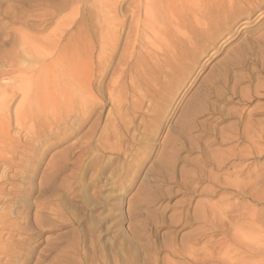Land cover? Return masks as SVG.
I'll return each mask as SVG.
<instances>
[{
    "label": "rangeland",
    "instance_id": "obj_1",
    "mask_svg": "<svg viewBox=\"0 0 264 264\" xmlns=\"http://www.w3.org/2000/svg\"><path fill=\"white\" fill-rule=\"evenodd\" d=\"M202 1L0 0V55L15 50L18 59L10 66L0 61L6 72L0 94L8 90L6 99L0 97V121L15 141L0 143V264H190L205 251L214 256L198 264H264V1L196 38ZM186 9L191 16H184ZM88 32L108 44L105 77L92 81L98 110L74 137L59 141L55 136L67 129L60 124L47 130L53 137L34 142L31 128L38 127L29 114L20 127L13 118L23 91L25 106L38 102L34 94L43 80L34 74L60 70L40 55L53 49L51 39L58 40L56 50L68 35L82 47ZM43 39L51 44L42 45ZM92 55L97 59L98 47ZM182 121L191 125L189 135ZM240 130L249 136L245 141L225 140ZM240 148L249 171L236 181L235 168L229 178L209 165ZM165 152H174L168 166L161 163ZM257 170L262 185L255 182ZM215 176L241 181L248 192L240 196L231 184L222 185L228 193L220 192ZM212 205L215 212L207 210ZM201 217L219 225L229 217L221 221L227 232Z\"/></svg>",
    "mask_w": 264,
    "mask_h": 264
},
{
    "label": "bare ground",
    "instance_id": "obj_2",
    "mask_svg": "<svg viewBox=\"0 0 264 264\" xmlns=\"http://www.w3.org/2000/svg\"><path fill=\"white\" fill-rule=\"evenodd\" d=\"M203 1H205V4H203V8L200 10L201 11V14L199 13L200 11H195L196 13L195 14H198V15H202V21H200L198 18H195V24L194 25H197V30L195 31L194 29V31H193V33L195 34L194 36L196 37V38H198V36H202V34H205V35H211V34H208V32H207V27H210V26H212V25H218L219 23H221V22H225V21H227V20H230V18H232V17H234V16H236V15H238L239 13H241V9L242 10H244V11H247V12H251V11H253L256 7H258V5L262 2V1H264V0H203ZM202 1V2H203ZM245 4V5H244ZM244 5V8H242V6ZM190 6V5H189ZM246 6V7H245ZM147 11V10H146ZM148 12V11H147ZM146 13V12H145ZM193 15H195L193 12H191ZM250 14V13H249ZM187 15H190V11H188L187 9L184 11V16H187ZM191 16V15H190ZM247 16V15H246ZM104 17V16H103ZM189 19V18H188ZM188 19H185V20H188ZM190 19H192V17L190 18ZM178 20V19H177ZM179 21V25H180V21L181 20H178ZM200 21V22H199ZM232 21V20H231ZM246 21H247V19H246ZM184 22V21H183ZM192 22V21H191ZM244 23H245V20L243 21ZM194 23V22H193ZM100 24V23H99ZM98 24V25H99ZM103 24H105V26H106V28H109V27H111L110 25L112 24V22H111V20H110V18H106L105 19V22L103 21ZM115 24V23H114ZM113 24V25H114ZM190 24V23H189ZM222 24V23H221ZM183 25V24H182ZM190 26V25H189ZM189 26L187 27L188 28V30H189ZM202 27V28H201ZM105 28V27H104ZM190 28H191V26H190ZM213 28V27H212ZM91 29V28H90ZM192 29V28H191ZM190 29V30H191ZM199 29V30H198ZM101 30V29H100ZM89 31V30H88ZM98 33V32H97ZM192 33V32H191ZM211 33V32H210ZM88 34H90V35H88V38H85L84 36V40H83V45H82V47L81 46H79V44L78 43H71L72 41V38H71V36L69 37V35H68V37L66 38H64V40H65V42L63 43V46H61L62 45V43H61V45H60V48H59V46H57L58 47V49L56 48V50L54 49V46L55 45H57L56 43L58 42V40L56 39V43L54 42V40H52L51 39V42L52 43H54L55 45H51V47L53 48L51 51H48V49H47V53H43L42 55H40L41 57H40V59H41V61H43V63H46L47 61H51L53 64H54V66H55V64L58 66V68H60V70H59V72L58 73H56V72H51V71H49L50 69L48 68V71H46V69H44L43 70V73H44V71H45V73L44 74H42V72H37V73H35L34 74V79H40V80H43V82H42V84L38 87V88H40L39 90H36V94H34V98L35 99H37L38 100V102H36V104H32V103H28L27 104V106H25V104H26V99H27V96H28V91H23V94L20 92V91H22V88H20L19 90V92L22 94V97L21 98H24L25 100L22 102L21 101V103H19V106L18 107H16V109H15V111H14V118H13V120L14 121H16L15 123L16 124H18L19 125V127H20V125H22L23 123H22V117L25 115V113H27V114H29V117H30V120H31V122H33V123H35L36 125H37V129H36V131L34 130H32V128H31V132L33 133V135H32V133H31V136L35 139H33L34 140V142L36 141V142H40L39 140L41 139V138H45L46 139V137H50V135L52 134V133H49L47 130L51 127V126H53L54 128H58V126H60V124L61 125H63V126H67V129H66V131L64 130V133H61L60 135H58L57 133V136H55L57 139H59V141H62V140H65V139H68V138H72V137H74L75 135H77V133L79 132V130L82 128V126L86 123V121H88L92 116H93V114L98 110L97 109V105H96V101H95V99H94V97H93V89H92V81H93V79H97V78H100V77H103L104 76V66H103V64H104V61L105 60H103V50H104V48H106L107 46H108V44H107V42L105 41V40H102V39H99V40H96L95 41V37H93V33H89L88 32ZM60 36V35H59ZM51 37V36H50ZM191 37V36H190ZM194 38V37H193ZM192 38V39H193ZM44 40V39H43ZM61 40V39H60ZM190 39H188V41H189ZM4 41V40H3ZM7 41V40H6ZM1 42V41H0ZM25 42V41H24ZM51 42L50 41H48V43H47V40L45 39L44 41H43V43H41L42 45H45L44 43H47V44H51ZM60 42V41H59ZM113 42V41H112ZM190 42V41H189ZM188 42V43H189ZM85 43V44H84ZM184 43V42H183ZM194 43V42H193ZM27 44V43H26ZM6 45H7V43H6ZM86 45L90 48V50H88L89 48H87L86 47ZM49 46V45H48ZM110 46V45H109ZM113 46V45H112ZM189 46H190V44H189ZM14 47V46H13ZM26 47V46H25ZM96 47H98V50H99V55L97 56V59H95V58H93V55H92V50H94V48H96ZM114 47V46H113ZM112 47V48H113ZM16 48V47H15ZM112 48H110V49H112ZM14 49V48H13ZM51 49V48H50ZM194 49V48H193ZM113 50V49H112ZM110 51V50H109ZM14 52V53H13ZM12 53H8L9 55H5V54H1L0 55V61H4L5 62V64L7 63V65L8 66H10L11 65V63L13 62V58H16V56H15V50L13 51ZM180 52H182V51H180ZM179 53V52H178ZM7 54V53H6ZM12 54H14V55H12ZM180 54V53H179ZM106 56H108V55H106ZM105 56V57H106ZM239 56V55H238ZM104 57V58H105ZM109 57V56H108ZM108 57H107V59H108ZM230 57V56H229ZM17 59V58H16ZM181 59V58H180ZM183 59V58H182ZM18 60V59H17ZM96 61V64L94 63ZM102 61H103V64H102ZM179 61V60H178ZM181 62V61H180ZM1 63V62H0ZM49 63V62H48ZM51 63V64H52ZM95 64V65H94ZM53 66V67H54ZM107 66V65H106ZM52 67V66H51ZM56 67V66H55ZM1 68V67H0ZM45 68V67H44ZM3 69V68H2ZM0 70V75H3V74H5L6 72L4 71V70ZM42 69V68H41ZM20 72V71H19ZM107 72V71H106ZM121 74H123V71L121 72ZM130 76V75H129ZM142 76V75H141ZM105 77V76H104ZM103 79V78H102ZM141 80V79H140ZM222 81V80H221ZM40 83V82H39ZM95 83V82H94ZM102 83V82H101ZM113 83V82H112ZM96 84V83H95ZM97 84H99V83H97ZM94 85V84H93ZM224 85V84H223ZM28 86V85H27ZM94 86H96V85H94ZM18 87V86H17ZM99 88H100V86H98ZM133 87V86H132ZM106 88V87H105ZM18 89V88H17ZM98 89V88H97ZM108 89V88H107ZM114 89V88H113ZM164 89V88H163ZM15 90V89H14ZM95 90H96V88H95ZM100 90H101V88H100ZM111 90V89H110ZM115 90V89H114ZM113 90V91H114ZM18 91V90H17ZM232 91V90H231ZM230 91V92H231ZM101 92V91H100ZM111 92V91H110ZM108 93H109V91H108ZM232 93V92H231ZM102 94V93H101ZM13 95V94H12ZM11 95V96H12ZM7 96H8V90L7 89H3L2 91H1V94H0V97H3V98H7ZM241 97V95L238 97V98H240ZM9 100V99H8ZM41 100H45L47 103H44V104H42L41 103ZM241 100V99H240ZM36 101V100H35ZM98 101V100H97ZM8 102V101H7ZM114 104H115V102H113ZM97 104H98V102H97ZM100 105V104H99ZM137 105V104H136ZM17 106V105H16ZM102 106V105H101ZM101 106L99 107V108H101ZM122 106H123V104H122ZM118 108V107H117ZM213 110H214V108H213ZM25 112V113H24ZM120 112V111H119ZM99 113V112H98ZM119 114V113H118ZM245 114V113H244ZM244 114H238V115H243L244 116ZM8 115V114H7ZM195 115V114H194ZM99 116V115H98ZM5 117H6V115H5ZM122 117V116H121ZM239 117V116H238ZM242 117V116H241ZM72 118H74L75 120L74 121H72ZM156 118V117H155ZM2 119V118H1ZM0 119V120H1ZM6 119V118H5ZM12 119V118H11ZM3 120V119H2ZM68 120V121H67ZM71 120V122L69 123V121ZM240 120L241 119H238V121H237V123H239L240 122ZM242 120H243V118H242ZM188 121L189 120H187L186 121V123H188ZM250 121H252V120H250ZM6 122H8L7 120H6ZM24 122V121H23ZM183 122V121H182ZM257 122V121H256ZM14 123V122H13ZM250 124H251V122H249ZM15 124V125H16ZM26 124V123H25ZM24 124V125H25ZM32 124V123H31ZM35 124L33 125L34 127H35ZM241 124V123H240ZM7 124L6 123H4L3 121L1 122L0 121V143H2V144H5V146H8L9 147V144L10 143H12L13 142V144H14V142L15 141H13L9 136H8V133H7V131L5 130V128H8L7 126H6ZM17 125V126H18ZM190 125V124H189ZM189 125H187V124H185L184 122H183V124H181V127L180 128H182V132H183V134L184 135H187L188 133H189ZM234 125H235V123H234ZM30 126H32V125H30ZM240 126V128L241 127H243L242 125H239ZM250 126V125H249ZM255 125H253V127H254ZM5 127V128H4ZM24 127V126H23ZM190 127H191V125H190ZM30 128H28V130L30 129ZM54 128H51V129H54ZM65 127H63V129H64ZM189 128V129H188ZM22 129V128H21ZM46 129V130H45ZM115 129V128H114ZM192 129V128H191ZM58 130V129H57ZM238 130V129H237ZM236 130V131H237ZM246 130V129H245ZM255 130H257V129H255ZM30 131V130H29ZM55 131V130H54ZM241 131V130H240ZM240 131H238V133H231L230 135L231 136H229V137H226V136H224V137H226L225 138V140H230V141H236L235 143H237V141H240V142H243V141H245L244 140V138H248L249 136H247V137H245L244 135L245 134H243V133H245L246 131H244L243 133H242V131L240 132ZM248 131V130H247ZM250 131V130H249ZM9 132V131H8ZM50 132H51V130H50ZM60 132V131H59ZM61 132H63L62 130H61ZM251 132V131H250ZM252 134H254V129L252 130ZM261 132V131H260ZM259 133V132H258ZM262 134H264L263 132H261ZM260 133V134H261ZM55 134V133H54ZM233 134V135H232ZM247 134H248V132H247ZM117 135V134H116ZM180 135V134H179ZM189 135V134H188ZM250 135V134H249ZM52 136V135H51ZM251 136V135H250ZM257 136V135H256ZM53 137V136H52ZM190 137V136H189ZM219 137V136H218ZM179 138V137H178ZM185 137H182V139L183 140H185L184 139ZM48 139V138H47ZM181 139V138H180ZM255 139V138H254ZM257 140H258V138H256ZM100 140V139H99ZM216 140V139H215ZM224 139H221V142L223 141ZM260 140H261V137H260ZM250 141V140H249ZM17 142V141H16ZM182 142V141H181ZM223 142H226V141H223ZM76 143V142H75ZM73 144L72 146L70 145V147L69 148H67V152L68 153H70L68 150H73V148L75 147V145H78L77 143L76 144ZM82 143V142H81ZM183 143V142H182ZM185 143H186V141H185ZM233 143V142H232ZM245 143V142H244ZM247 143V142H246ZM250 143H252V142H250ZM256 143H260V141L259 142H256ZM86 144H87V142H86ZM238 144V143H237ZM249 144V143H248ZM182 145V144H181ZM252 145V144H251ZM80 146H82L81 144H80ZM170 146H172V145H170ZM254 146V145H253ZM35 147V146H34ZM78 147V146H77ZM86 147V146H85ZM247 148H248V146H246ZM260 147V146H259ZM76 148V147H75ZM74 148V149H75ZM172 149L174 148V147H171ZM255 148V150H257V149H260V148H257V146L256 147H254ZM257 148V149H256ZM34 149V148H33ZM235 149V148H234ZM237 149V148H236ZM235 149V150H236ZM246 149V148H245ZM245 149H244V151H245ZM249 149H251L250 147H249ZM249 149H247V150H249ZM252 149H253V147H252ZM71 150V151H72ZM175 150V149H174ZM242 150H243V148H242ZM242 150H241V148H240V151L238 152V153H234L233 151L234 150H232V153L231 152H229L228 154H225L226 156L223 158H221V159H219V160H216V162H214L212 165L211 164H209L210 166H212L213 167V169H216V171L217 170H221V171H223V173H221V174H225V175H227L228 177L230 176V175H232V173L234 172H232V170H235L236 169V173H233V176L235 175V177H234V179L235 178H238V176H242L243 177V174L245 173L246 174V172L247 171H249L248 169H246L247 171L245 172V168L243 167L244 165H243V159H245V157H247V156H245L244 154V152H242ZM260 150H262V149H260ZM171 151V150H170ZM228 151H230V150H228ZM227 151V152H228ZM238 151V150H237ZM72 152H74V150L72 151ZM71 152V153H72ZM246 152V151H245ZM258 152V156H259V150L257 151ZM166 153V152H165ZM165 153H163V155H162V158H161V163L163 164V165H167V164H169V162H171V161H169V160H171V158H172V155H174L173 153H169L170 154V156L168 155L167 156V153L165 154ZM242 153H244V154H242ZM247 153H250V152H246V154ZM254 153H256L255 151H254ZM260 153H262V151L260 152ZM74 154V153H73ZM252 155V154H251ZM256 155V154H255ZM222 155H220V157H221ZM254 156V155H253ZM253 156H251V157H253ZM217 158H218V156H217ZM256 158V157H255ZM214 159V158H213ZM213 159H211V160H213ZM209 160V159H208ZM210 160V161H211ZM215 160V159H214ZM239 161L237 164L235 163V161ZM255 160V159H254ZM160 161V160H159ZM167 161H169V162H167ZM236 161V162H237ZM6 162H7V160H6ZM10 162V160L8 161V163ZM165 162H166V164H165ZM212 162V161H211ZM205 163H209V161L208 162H206V159H205ZM207 164H205V165H207ZM159 165H160V162H159ZM160 166H162V165H160ZM168 166V165H167ZM256 166H258V165H256ZM260 166V165H259ZM237 167V168H236ZM239 167V168H238ZM246 167H248V166H246ZM163 168V167H162ZM161 168V169H162ZM235 168V169H234ZM262 168V167H261ZM223 169H225V171L223 170ZM237 169H238V171H237ZM253 170H255V169H253ZM253 170H250V172L252 171L253 172ZM259 170V169H258ZM257 170V171H258ZM260 170H262V169H260ZM264 170V169H263ZM165 172V171H164ZM256 172V171H255ZM249 173V172H248ZM254 173V172H253ZM258 173H260L259 171L257 172V173H255L257 176H255V178H256V184H257V182H259V181H261V180H258V178L260 177V176H262V175H258ZM220 174V175H221ZM245 174H244V176H245ZM250 174V173H249ZM261 174V173H260ZM163 175V174H162ZM219 175V174H218ZM217 175V176H218ZM217 176H215L216 178H217ZM251 176V175H250ZM253 176V174H252V177H254ZM214 177V179H216ZM241 177V178H242ZM258 177V178H257ZM201 178V177H200ZM209 178V177H208ZM211 179L213 178V177H210ZM221 178V180H222V177H220ZM230 178V177H229ZM232 178V177H231ZM240 178V177H239ZM197 179H198V177H197ZM214 179H212V180H214ZM233 179V178H232ZM260 179V178H259ZM235 181H236V179H235ZM238 181H239V179H238ZM216 182V184L218 185V187L220 188L219 189V191L220 192H223V193H225L224 192V190L226 189L225 187H223L222 185H224V186H228L229 187V185H230V187L232 186V188H235L236 190V192L235 191H232V192H235V193H237L238 195H240V196H244L245 195V193L246 192H248V189L246 190V185L244 184V183H239V182H241V181H239V182H231L230 184L229 183H226V181H224L223 180V182H220L219 181V178H217V181H215ZM255 182L253 183V186H254V184H255ZM235 183H238V184H236L235 185ZM260 183V182H259ZM261 183H263L262 181H261ZM260 183V185H262ZM247 184V183H246ZM216 185V186H217ZM220 185L222 186V187H220ZM252 185V184H251ZM259 185V186H260ZM248 186H250V185H248ZM258 186V187H259ZM212 187H213V185H212ZM257 187V186H256ZM257 187V188H258ZM251 188H253V187H250V189ZM260 188V187H259ZM262 188V187H261ZM260 188V189H261ZM217 190V189H216ZM222 190V191H221ZM256 190V189H255ZM226 191V190H225ZM227 191H229V190H227ZM226 191V192H227ZM252 191V190H251ZM259 191V190H258ZM213 192V191H212ZM231 192V191H230ZM232 192H231V194H232ZM253 192V191H252ZM260 193H262L261 191H259ZM258 192V193H259ZM215 193H217V192H215ZM228 193V192H227ZM253 193H255V192H253ZM257 193V192H256ZM256 193H255V195H256ZM259 193V194H260ZM226 194V193H225ZM249 194V193H248ZM229 195V194H228ZM261 195V194H260ZM257 196H259V195H257ZM236 197V196H235ZM251 197V196H250ZM253 197H255V196H253ZM260 197V196H259ZM263 197V196H262ZM227 200H229V199H227ZM261 199H259V201H260ZM258 201V200H257ZM223 202H224V200H223ZM225 202H227L226 200H225ZM261 202V201H260ZM227 203H229V201L227 202ZM226 203V204H227ZM225 204V203H224ZM232 204V203H231ZM231 204H229V205H231ZM228 205V204H227ZM133 206V205H132ZM213 206V205H212ZM224 206V205H223ZM222 206V207H223ZM211 207V206H210ZM213 207H215V206H213ZM218 207V206H217ZM228 207H231V206H228ZM232 208H234V205H232ZM214 209H216V207L215 208H212V209H207V210H210V212H212ZM229 209V208H228ZM212 210V211H211ZM220 211V210H219ZM228 211V210H227ZM203 212V211H202ZM214 212H215V210H214ZM221 212V211H220ZM133 213V212H132ZM239 213V212H238ZM254 213V212H253ZM208 214V213H207ZM210 214V213H209ZM208 214V215H209ZM224 214V213H223ZM240 214H242V212H240ZM244 214V213H243ZM247 214V213H246ZM199 215H201V213H199ZM199 215H197V216H199ZM239 215V214H238ZM245 215V214H244ZM203 216V215H202ZM222 216V215H221ZM233 215H231V217H232ZM255 216V215H254ZM254 216L252 217V218H254ZM195 217H196V215H195ZM239 217V216H238ZM242 217V215H240V217L239 218H241ZM197 218V217H196ZM199 218V217H198ZM201 218H203V217H201ZM204 218H206V217H204ZM203 218V219H204ZM211 217H209V219L207 220V219H204V221L205 220H207L210 224H212V222L211 221H209V220H212V219H210ZM213 218V217H212ZM216 218V217H215ZM244 218H245V216H244ZM251 218V219H252ZM257 218V217H256ZM223 219V218H222ZM222 219H220V222H218V223H220V225L219 224H215V221H216V219H215V221L214 220H212V221H214L213 222V225H215L214 227H215V229H217L219 232H223V233H226L225 232V230H227V228L224 230V226H225V224H223V223H221V221H222ZM228 219L230 220V218L228 217ZM228 219H226V220H228ZM248 219H249V217H248ZM247 219V220H248ZM255 219V218H254ZM186 220V219H185ZM218 221H219V219H217ZM225 220V221H226ZM239 220V219H238ZM223 221H224V219H223ZM222 221V222H223ZM224 221V222H225ZM233 221V220H232ZM251 221V220H250ZM255 221V220H254ZM186 222H188L187 220H186ZM249 222V221H248ZM255 222H257V221H255ZM177 223V222H176ZM185 223V222H184ZM206 224H208L207 222H205ZM250 223H252V222H250ZM202 224V223H201ZM252 224H254V223H252ZM198 225V224H197ZM205 225V224H204ZM230 225V224H229ZM228 225V226H229ZM199 226H201V225H199ZM206 226V225H205ZM211 226V225H210ZM209 226V227H210ZM227 226V225H226ZM249 227H250V224L248 225ZM261 226V225H260ZM207 228V230L208 231H210L211 229L210 228ZM229 227H231V228H233V230L235 229V230H237L238 232H239V230H241L239 227H238V229H237V227L236 228H234L235 226H233V225H230ZM240 227H241V225H240ZM246 227V226H245ZM252 227H253V225H252ZM248 228V227H247ZM253 228H259L260 229V227H253ZM197 229V228H196ZM200 229V228H199ZM246 229V228H245ZM252 229V228H251ZM250 229V230H251ZM207 230H205L206 232H208ZM243 230V229H242ZM249 230V231H250ZM253 230V229H252ZM199 231H204V228H203V230L202 229H200ZM229 231V230H228ZM237 231H235V232H237ZM257 232L258 231V229H257V231L254 229L253 230V232ZM259 231H261V230H259ZM215 232V230H213V232L212 233H214ZM232 232V231H231ZM198 233V232H197ZM209 233V232H208ZM195 234H196V232H195ZM206 233H204V235H205ZM233 234V233H232ZM237 234V233H236ZM240 234V236L242 237V235L243 234H241V233H239ZM238 234V235H239ZM198 235V234H197ZM208 235V234H207ZM211 235V234H210ZM209 235V236H210ZM226 235H228V234H226ZM237 235V236H238ZM208 236V237H209ZM245 236V235H244ZM197 237V236H196ZM203 237V236H202ZM206 237V236H205ZM233 237H235V236H233ZM239 237V236H238ZM238 237H236L237 239H238ZM248 237V236H247ZM251 237V236H250ZM195 238V237H194ZM230 238V237H229ZM244 238H246V237H244ZM199 239H201V236H199L198 238H196L195 240H196V242H198L197 240H199ZM227 239V238H226ZM247 239V238H246ZM260 239H261V236H260ZM191 240H192V238H191ZM194 240V239H193ZM194 240V241H195ZM225 240V239H224ZM229 240V239H228ZM234 240V239H233ZM258 240V239H257ZM213 241V240H212ZM227 241V240H226ZM231 241V240H230ZM237 241H239V239L237 240ZM261 241V240H260ZM259 241V242H260ZM184 242V241H183ZM228 242V241H227ZM226 242V243H227ZM257 242V241H256ZM259 242H257V243H259ZM190 243H192V242H190ZM216 243V242H215ZM222 243H224V242H222ZM234 244H235V242H233ZM233 243H230V244H228L227 243V245H231V244H233ZM194 244V243H193ZM219 244H221V243H219ZM225 244V243H224ZM260 244L261 243H259V246H257V247H259L258 249H262V248H260L261 246H260ZM222 245V244H221ZM226 245V244H225ZM192 246V245H191ZM220 246V245H219ZM226 247V246H225ZM9 248H11V247H9ZM193 248V247H192ZM183 249V248H182ZM187 249H188V247H187ZM191 249V248H190ZM2 250V249H1ZM6 250V249H5ZM194 250V249H193ZM232 250V249H231ZM236 250V249H235ZM7 251V250H6ZM136 250H134V254L136 253L135 252ZM175 251V250H174ZM187 251V250H186ZM189 251V250H188ZM228 251V250H227ZM234 251V250H233ZM172 253V252H171ZM187 253V252H186ZM189 253V252H188ZM191 253V252H190ZM247 253V252H246ZM5 254V252L3 253V255ZM178 254H179V252H178ZM177 254V255H178ZM181 254V253H180ZM183 254V253H182ZM136 255V254H135ZM134 255V256H135ZM185 255H188V254H185ZM197 255V254H196ZM204 255H206V256H204V257H202V258H204V260L207 258V259H209V258H212L213 256H212V254H211V252L210 253H208V252H206L205 251V254ZM9 256V255H8ZM234 256V255H233ZM233 256H231V257H233ZM192 257H193V255H192ZM196 259V258H191V259H189L190 261V264H198V263H201L202 261H203V259ZM6 261H7V259H6ZM8 261H9V259H8ZM212 261V260H211ZM203 263V262H202ZM206 263H208L207 261H206ZM4 264V263H3ZM5 264H7V262L5 263ZM9 264V263H8ZM172 264V263H171Z\"/></svg>",
    "mask_w": 264,
    "mask_h": 264
}]
</instances>
